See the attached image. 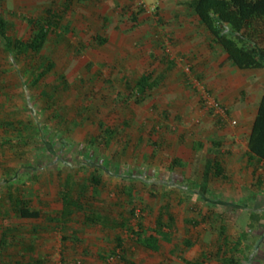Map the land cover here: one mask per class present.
<instances>
[{"label":"rangeland","instance_id":"rangeland-1","mask_svg":"<svg viewBox=\"0 0 264 264\" xmlns=\"http://www.w3.org/2000/svg\"><path fill=\"white\" fill-rule=\"evenodd\" d=\"M55 1L56 5L62 3V0ZM109 1L86 4L74 0L63 22L68 29L62 40L59 43L49 40L42 51L54 61L56 68L39 86H31L25 59H12L2 52L0 45V118L28 124L34 120V124L43 129L40 134L29 137L31 153L20 149L16 153L5 150L0 154V233L9 227L11 238L23 247H34V254L40 257L42 264H123L117 258L103 263L97 257L112 249V233L102 235L83 229L78 236H68L47 219L59 209V184L66 176L67 166L72 167L77 181L88 178L98 169L104 188L98 192L87 191L88 206L97 211L116 218L124 215L128 207L121 191L131 187L137 214L131 225L139 221L145 229H151L158 207L171 205L176 221L173 243H160L159 253L135 246L128 233L116 232L123 239L127 248L125 257L131 262L184 264L181 258L192 260L200 251H210L205 264H221L219 257L214 256L217 243L212 226L201 223L192 227L186 221L197 220L200 212L220 214L227 234L234 238L246 226L245 217L250 216L241 210H251L258 213L261 220L247 237L249 249L245 251L246 259L242 264H264V188L261 193L250 188H235L232 183L225 188V183L218 180L211 184L208 198L215 201L211 202L214 204L211 208L197 197L198 170L202 162L192 160L194 153L187 139L197 136L196 129L209 111L214 110L208 103L220 105L193 77L192 71H186L188 64L172 53L170 45L157 38L156 31L145 27L150 20L156 22L158 9L156 14H148L133 0L135 8H140L146 19L135 27L122 29L116 27V1L114 4ZM144 3L152 6L154 0H144ZM156 3L158 8V0ZM1 8L0 0V11ZM39 13L18 9L13 14L5 13L4 17L14 25V36L26 40L31 32L21 18ZM96 35L106 38L107 43L93 49L89 45ZM153 37L158 44L153 43ZM164 57H175V67L149 99L142 105L128 102L114 111L116 95L125 91L123 78L133 81L144 72L157 75L163 70L161 59ZM53 87L61 92L60 121L55 123L47 119L40 95L41 91ZM100 124L116 133L115 141L107 150L97 142L92 144L101 134ZM230 124L235 127L234 123ZM180 157L186 166L171 168L170 162ZM232 176H238L243 183L250 179L246 173ZM13 190L28 193L30 207L39 210L42 217L21 220L12 212L7 213L6 195ZM250 194H254L251 202L238 198ZM184 239L194 241L195 245L181 253ZM175 245L177 248L173 250ZM30 257L28 254L23 263ZM2 260L3 264H8L19 260V255L10 251Z\"/></svg>","mask_w":264,"mask_h":264},{"label":"trees","instance_id":"trees-1","mask_svg":"<svg viewBox=\"0 0 264 264\" xmlns=\"http://www.w3.org/2000/svg\"><path fill=\"white\" fill-rule=\"evenodd\" d=\"M72 1L62 0L61 5L46 8L37 18L22 19L31 32L26 40L15 37L14 25L0 14L2 52L12 59L21 57L25 59V70L29 74L32 87L43 83L56 68L54 61L43 55L42 51L49 40L59 43L64 33L67 32L68 26L63 22L72 6ZM188 6L198 23L205 28L210 42L223 51L231 66L241 71L264 69V0H191ZM106 43V38L96 35L89 47L97 49ZM161 63L164 69L157 75L153 72H144L133 81L123 78L125 91L116 95L113 110L122 108L128 102L135 105L144 104L174 68V63L167 57H164ZM60 79L63 83L64 79L62 77ZM60 93L59 89L55 87L40 92L44 105L43 111L52 123L60 121ZM30 121L28 124L13 121L7 117L0 118V130H2L3 136L0 138V154H3L5 150L13 153L20 149H26L30 153L33 151L32 143L28 139L34 133L40 134L43 129L38 128L34 124V120ZM99 127L101 134L96 137L97 139L92 140V144L97 142L103 150H107L115 141L116 133L103 124H100ZM214 148L217 149L218 145L215 144ZM247 157L256 168L260 163L264 165V95L257 103L256 116L247 139ZM181 166V162L177 159H173L170 163L171 168ZM99 173L98 169H94L88 178L77 181L72 167L67 166L66 176L59 184L57 203L60 210L54 215L48 216V221L63 231L73 224L79 228L93 227L102 231L113 230L119 233H128L130 241L135 246L152 253H159L160 243L170 245L173 243L176 221L171 212V205L168 203L158 207L151 229H145L139 221H136L134 226L131 225V222L135 221L137 217L134 205L135 196L131 187H125L121 191L128 208L124 215H118L116 219L101 215L95 207L88 206V189L98 192L104 188ZM253 175L256 178V189L260 191L264 185V176ZM213 179H220L223 183L228 181V177L221 167L217 151L205 161L202 181L198 188L200 200L210 201L207 199V195L210 193L208 184ZM28 195V193L21 194L18 190L9 191L6 195L9 204L7 213L12 212L15 217L21 220L39 219L41 212L30 207ZM205 204L208 209L214 205L210 202ZM242 212L250 216L246 217L248 221L244 229L234 238L227 234V228L222 224V215L220 214L200 212L197 220H187L186 224L192 227H197L201 223L210 224L216 235L217 243L214 256L219 257L221 264H242L246 259L245 251L249 249L246 244L247 237L261 220L257 217L258 213L251 210H242ZM11 234L12 230L9 227L1 230L0 264H3V255L7 256L10 251L18 254L19 260L8 264H24L23 261L28 254H31V257L26 264H42L43 261L34 254V247L31 245L23 247L19 241L11 238ZM112 241V249L104 254H98V259L104 263L109 259L117 258L123 264H135L125 257L127 248L118 233ZM194 245V241L184 239L181 242V253H185ZM206 245H208L207 242ZM176 248L175 245L173 250ZM209 255H211L210 251H200L196 258L192 260L181 258V261L184 264H205Z\"/></svg>","mask_w":264,"mask_h":264},{"label":"crops","instance_id":"crops-1","mask_svg":"<svg viewBox=\"0 0 264 264\" xmlns=\"http://www.w3.org/2000/svg\"><path fill=\"white\" fill-rule=\"evenodd\" d=\"M79 1L87 4L96 3L98 0ZM115 1L116 27L122 29L135 27L146 19L142 16V10L135 8L133 0H110L109 2L114 4ZM190 1L158 0L156 22L150 20L149 24H144L147 29L156 31L157 38H160L166 45H170L172 53L179 55L183 62L186 63L185 65L188 64L186 67L188 71H192L193 77L199 81L208 94L216 99L220 105V109L224 113L221 114L216 110L209 111L208 117L204 118L202 124L196 129L197 136L187 139V142H190L189 147L194 153L192 160L197 161L199 159L202 162L198 170V188L202 181L205 161L211 158L215 151H217L221 167L228 177V181L224 185L225 188L229 187L232 183V186L235 188L237 186L244 189L250 188L261 193L264 185L258 191L256 189V178L253 174L264 176V165L260 163L256 168V166H253V162L248 160L247 139L256 116L257 103L260 97L264 95V69L241 71L231 66L226 60L223 51L210 42L205 28L196 20L195 15L188 6ZM55 3V0H1L2 10L0 14L3 16L5 13L13 14L16 10L22 9L29 13L31 11L40 13L34 17H22L21 19L37 18L46 8L53 5L56 6ZM100 17L103 18L104 16ZM157 38L153 37L152 40H157ZM153 43L155 45L158 44L155 41ZM168 59L175 64V57H169ZM173 69L167 76L171 74ZM204 114L202 113L201 115ZM230 123H234L235 127H232ZM186 137L188 136H184V138ZM215 144L218 145L217 149L214 148ZM177 160L182 164L181 167L177 168H184L186 166L183 158L180 157ZM243 173H246L250 178L244 183L240 182L238 176H232L233 174ZM218 180L222 182L220 179L210 180L208 184L209 192L211 191L212 182ZM209 194L207 195V199L210 201L206 202H215L211 201V198H208ZM253 196L254 194H250L248 197L238 196V198L240 201L246 200L247 203L248 200L249 202L252 201ZM197 197L199 199V195ZM59 210L60 206L55 213ZM98 212L111 219H116V216L111 217L108 214ZM83 229L95 230L101 232L102 235L112 233L110 242H113V237L116 235V231L113 230L102 231L93 227L79 228L73 226V224H70L64 231L68 233V236L71 234L78 236ZM83 236L89 237L87 234H83Z\"/></svg>","mask_w":264,"mask_h":264},{"label":"built area","instance_id":"built-area-1","mask_svg":"<svg viewBox=\"0 0 264 264\" xmlns=\"http://www.w3.org/2000/svg\"><path fill=\"white\" fill-rule=\"evenodd\" d=\"M138 6H140L141 8H144L146 9V13L148 14H156V9H157V3H156V0H154V4L152 6H146L145 3H144V0H134ZM186 71H188V69H186ZM210 105V108L214 109V110H220L219 106L214 103V102H209L208 103ZM221 114H224L222 111L219 112Z\"/></svg>","mask_w":264,"mask_h":264}]
</instances>
